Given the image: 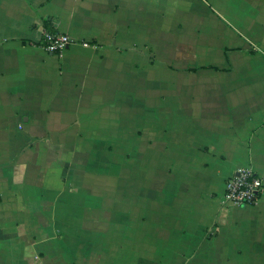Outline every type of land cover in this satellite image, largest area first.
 Wrapping results in <instances>:
<instances>
[{"label": "crops", "instance_id": "crops-1", "mask_svg": "<svg viewBox=\"0 0 264 264\" xmlns=\"http://www.w3.org/2000/svg\"><path fill=\"white\" fill-rule=\"evenodd\" d=\"M242 166L264 0H0V264H264V191L222 201Z\"/></svg>", "mask_w": 264, "mask_h": 264}, {"label": "built area", "instance_id": "built-area-1", "mask_svg": "<svg viewBox=\"0 0 264 264\" xmlns=\"http://www.w3.org/2000/svg\"><path fill=\"white\" fill-rule=\"evenodd\" d=\"M73 43L66 33L42 32V47L53 55L61 54ZM87 45L86 42L82 43ZM264 191V175H258L250 166H242L226 179L222 201L234 206L256 203Z\"/></svg>", "mask_w": 264, "mask_h": 264}]
</instances>
